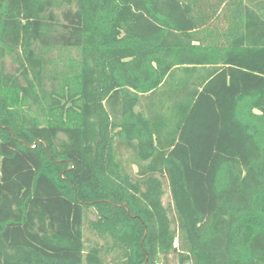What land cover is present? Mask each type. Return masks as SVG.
Here are the masks:
<instances>
[{"label":"trees","instance_id":"obj_1","mask_svg":"<svg viewBox=\"0 0 264 264\" xmlns=\"http://www.w3.org/2000/svg\"><path fill=\"white\" fill-rule=\"evenodd\" d=\"M170 255L264 264V0H0V264Z\"/></svg>","mask_w":264,"mask_h":264},{"label":"rangeland","instance_id":"obj_2","mask_svg":"<svg viewBox=\"0 0 264 264\" xmlns=\"http://www.w3.org/2000/svg\"><path fill=\"white\" fill-rule=\"evenodd\" d=\"M164 189H165V194L163 195L162 200H163V203H164L165 205H169V204H170V195H169V191H168V189H167L166 186H164ZM169 263H170V264H178L177 259H176V257H175L174 255H170V256H169Z\"/></svg>","mask_w":264,"mask_h":264},{"label":"water","instance_id":"obj_3","mask_svg":"<svg viewBox=\"0 0 264 264\" xmlns=\"http://www.w3.org/2000/svg\"><path fill=\"white\" fill-rule=\"evenodd\" d=\"M184 264H191V262L190 261H186V262H184Z\"/></svg>","mask_w":264,"mask_h":264}]
</instances>
